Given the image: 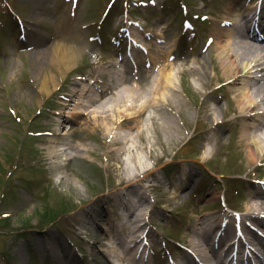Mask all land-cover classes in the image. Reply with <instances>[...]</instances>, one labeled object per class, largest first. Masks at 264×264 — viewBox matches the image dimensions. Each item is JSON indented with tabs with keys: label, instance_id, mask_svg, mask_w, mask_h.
Listing matches in <instances>:
<instances>
[{
	"label": "rangeland",
	"instance_id": "1",
	"mask_svg": "<svg viewBox=\"0 0 264 264\" xmlns=\"http://www.w3.org/2000/svg\"><path fill=\"white\" fill-rule=\"evenodd\" d=\"M3 1L0 219L10 218L0 221V264H125L118 258L126 249L136 262L145 231L157 255L167 244L177 262L184 252L174 240L192 248L201 220L231 214H222L224 194L230 207L246 210L256 189L245 177L264 179V157L250 161L243 127L254 118L240 114L235 97L243 82L227 80L225 42L216 32L228 8L242 13L246 2L185 0L192 30L183 0H115L107 17L112 0H5L13 13ZM125 18L141 23L131 28L148 53L137 56L153 61H141L136 74L127 64L113 70L124 48L112 38L130 25ZM58 44L80 54L70 70L55 53ZM171 72L174 89L162 83ZM76 111L86 113L73 117ZM124 203L134 206L125 212Z\"/></svg>",
	"mask_w": 264,
	"mask_h": 264
},
{
	"label": "bare ground",
	"instance_id": "2",
	"mask_svg": "<svg viewBox=\"0 0 264 264\" xmlns=\"http://www.w3.org/2000/svg\"><path fill=\"white\" fill-rule=\"evenodd\" d=\"M258 3L259 2L257 0L255 4L246 7L242 13L237 11L235 9V6L229 7L228 17L235 16L236 18L234 17L233 20L227 17L225 21H234L232 22L234 24L233 28L230 27L222 29L221 27H219V29L216 30L217 38L225 42L224 45H221L223 49V52L221 53V58L224 63L225 76L227 77V80L230 81V83H234L238 82V80L241 79L243 82L244 87L238 90V94L235 97L239 105L238 107L240 114L241 116L246 118L244 120L245 122L249 121L247 120L249 118H254V123H247L243 127V135L249 141V154L250 161L252 162L261 160L264 157V132L262 130L264 128V45L257 44L253 40H251L250 29L246 25L247 18L251 14V11L253 12V10H255ZM237 17L239 19H237ZM246 28H248L249 31L245 32ZM83 33L85 34V32ZM83 33L78 32V34L74 33L73 35L79 43H84V35H82ZM215 44L217 43L215 42ZM64 47L65 48L61 49L60 45L58 44L56 46V49L59 48V50H55V53H59V55H61L60 59L65 64L66 70H70L74 65H76L80 54L77 53L78 51L76 52L73 49L74 45L71 46L69 44H65ZM83 47L86 48L85 45ZM176 77L177 75L175 73H167L166 76L163 78L164 81H162V83H165V88H168L170 86L172 87V89H174L177 85ZM46 87H48L47 81L44 83V88ZM76 94H78V92H76ZM74 96L72 95V97ZM81 96L82 94H80V97ZM95 99L96 100H93L94 104L98 101L97 98ZM67 103L68 104L65 107L72 105L69 102ZM260 110H263L262 113L258 112ZM83 111L72 112L73 117H77L76 115L84 114ZM253 114L255 116H253ZM256 133H259V135H257ZM57 148L58 146H56L55 144L51 145L50 153L51 155H53L54 158L57 156ZM70 148L71 150L76 149L72 145L70 146ZM256 189H258L257 192L250 195V201L246 205L245 216L248 219L256 221L260 229L264 230V220L259 218L261 214H264V187L258 186V188ZM122 205L126 208V210L124 211L129 212L130 209L127 208L134 206V203H124ZM128 215L129 218H134V213H128ZM210 221L211 220L209 218L201 220L199 226L194 230L191 244H193L192 249L195 250L196 255L191 253L190 251L185 252L187 254V264H211L214 262L216 264H227L226 262L224 263L219 261L220 259L218 256V250L221 249L218 247V245H223L221 243V240L226 239L225 231L232 227L234 228V226L237 227V223L234 220L228 219V221H225L224 231L221 230L223 225L215 224L214 221L210 223ZM137 222L138 220L132 219V224H136ZM242 227L243 230L249 232V234L245 237L242 235L240 238L237 234L236 239H234L235 241L232 239L230 240V245L234 246L237 242L246 244V249H248L249 252L247 255L248 258L253 259L254 263L256 261L261 262L263 264V240L260 239L259 235L255 230L250 229L245 220L242 221ZM218 231L221 240L215 239L216 243L211 240L212 245H210L211 248H209V234L212 237L213 235H217ZM136 232H138L137 228L135 229V233ZM59 246L61 247V245ZM254 249L258 250V254L257 252H255ZM259 251L262 252L261 255H259ZM131 252V249L124 250L123 255H125L126 258L120 256L118 259L124 262L125 264H130V262L131 264H139L137 260L136 262L135 260L132 261L133 258L129 257ZM137 253H135L136 256ZM227 256L228 254H226V257ZM127 260H129L130 262ZM189 260H192L194 262H190ZM104 264H113V262L108 259Z\"/></svg>",
	"mask_w": 264,
	"mask_h": 264
}]
</instances>
